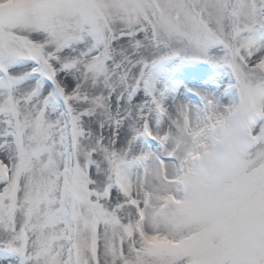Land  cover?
<instances>
[{
	"label": "snow or ice",
	"instance_id": "6c2138e0",
	"mask_svg": "<svg viewBox=\"0 0 264 264\" xmlns=\"http://www.w3.org/2000/svg\"><path fill=\"white\" fill-rule=\"evenodd\" d=\"M172 57L235 96L166 103ZM224 109L234 162L186 183ZM0 264H264V0L0 3Z\"/></svg>",
	"mask_w": 264,
	"mask_h": 264
},
{
	"label": "rangeland",
	"instance_id": "374dc122",
	"mask_svg": "<svg viewBox=\"0 0 264 264\" xmlns=\"http://www.w3.org/2000/svg\"><path fill=\"white\" fill-rule=\"evenodd\" d=\"M10 0H0V3ZM156 89L168 104L191 102L201 106V94L210 93L227 104L236 93L226 67L201 59L172 57L152 70ZM182 95V97H181Z\"/></svg>",
	"mask_w": 264,
	"mask_h": 264
},
{
	"label": "clouds",
	"instance_id": "9594fccd",
	"mask_svg": "<svg viewBox=\"0 0 264 264\" xmlns=\"http://www.w3.org/2000/svg\"><path fill=\"white\" fill-rule=\"evenodd\" d=\"M242 114L239 110H222L220 123L211 132L209 152L192 163L191 171L184 181L192 185L203 182L208 175L227 171L236 158V138L240 131Z\"/></svg>",
	"mask_w": 264,
	"mask_h": 264
},
{
	"label": "bare ground",
	"instance_id": "6f19581e",
	"mask_svg": "<svg viewBox=\"0 0 264 264\" xmlns=\"http://www.w3.org/2000/svg\"><path fill=\"white\" fill-rule=\"evenodd\" d=\"M181 97H182V95H181Z\"/></svg>",
	"mask_w": 264,
	"mask_h": 264
}]
</instances>
